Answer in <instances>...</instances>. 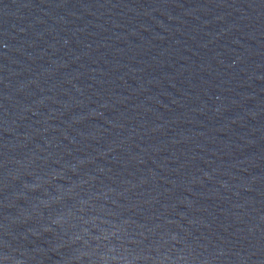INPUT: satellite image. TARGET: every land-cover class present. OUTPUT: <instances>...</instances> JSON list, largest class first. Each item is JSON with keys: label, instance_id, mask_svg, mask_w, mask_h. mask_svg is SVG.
<instances>
[{"label": "water", "instance_id": "95a60500", "mask_svg": "<svg viewBox=\"0 0 264 264\" xmlns=\"http://www.w3.org/2000/svg\"><path fill=\"white\" fill-rule=\"evenodd\" d=\"M0 264H264V0H0Z\"/></svg>", "mask_w": 264, "mask_h": 264}]
</instances>
